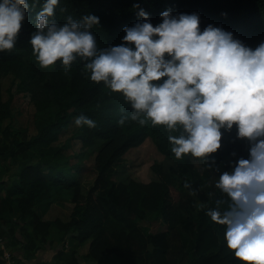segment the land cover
Wrapping results in <instances>:
<instances>
[{
	"label": "trees",
	"instance_id": "obj_1",
	"mask_svg": "<svg viewBox=\"0 0 264 264\" xmlns=\"http://www.w3.org/2000/svg\"><path fill=\"white\" fill-rule=\"evenodd\" d=\"M42 3L30 0L16 47L0 51V256L26 264L49 248L50 264H248L206 209L223 196L215 179L250 155L249 139L237 137L235 126L222 130L206 168L190 153L175 156L164 125L119 124L131 109L120 93L91 80L83 61L65 69L36 60L29 37ZM137 3L154 25L171 8L198 12L201 28L221 25L252 47L264 40V0H60L55 16L63 22L68 15H98L92 31L104 48L127 43L124 26L142 19ZM81 113L96 126L76 125ZM147 139L163 155L151 166L157 179L118 181L124 155ZM60 195L70 196V213L46 219ZM147 214L161 219V230L140 224Z\"/></svg>",
	"mask_w": 264,
	"mask_h": 264
},
{
	"label": "clouds",
	"instance_id": "obj_2",
	"mask_svg": "<svg viewBox=\"0 0 264 264\" xmlns=\"http://www.w3.org/2000/svg\"><path fill=\"white\" fill-rule=\"evenodd\" d=\"M59 3L43 0L36 12L33 54L42 67L59 61L68 69L83 61L90 79L120 93L131 109L119 124L164 125L175 156L190 153L206 168L209 154L221 147L222 130L235 126L237 137L249 139L250 155L215 179L223 196L206 211L224 226L235 256L264 264V40L252 47L221 25L201 28L198 12L174 14L171 8L154 25L137 3L142 19L124 26L127 43L101 48L92 31L100 17L68 15L60 22ZM31 6L30 0H0V51L16 47ZM74 122L96 126L84 113ZM184 186L195 191L187 180Z\"/></svg>",
	"mask_w": 264,
	"mask_h": 264
},
{
	"label": "rangeland",
	"instance_id": "obj_3",
	"mask_svg": "<svg viewBox=\"0 0 264 264\" xmlns=\"http://www.w3.org/2000/svg\"><path fill=\"white\" fill-rule=\"evenodd\" d=\"M163 155L160 154L155 148L153 142L147 139L140 147L135 148L127 152L121 166L117 167L118 181L127 180L128 178H133L139 182L148 183L152 180L157 179L155 173L152 171L151 166L154 162L162 160ZM16 171L12 168L11 172ZM9 173L4 175V179H8ZM53 203L50 210L45 215L46 219H54L55 217L66 218L70 213L72 204L70 196L64 197L63 195L53 197ZM143 226H148L153 232L162 229L161 219L155 217L153 214H147L141 223ZM2 246V245H1ZM88 249V244L78 248L79 253H86ZM68 250V249H67ZM51 253V252H50ZM8 254V253H7Z\"/></svg>",
	"mask_w": 264,
	"mask_h": 264
},
{
	"label": "crops",
	"instance_id": "obj_4",
	"mask_svg": "<svg viewBox=\"0 0 264 264\" xmlns=\"http://www.w3.org/2000/svg\"><path fill=\"white\" fill-rule=\"evenodd\" d=\"M51 252V253H50ZM54 252L49 248L39 251L35 258L26 262V264H50L53 259Z\"/></svg>",
	"mask_w": 264,
	"mask_h": 264
},
{
	"label": "built area",
	"instance_id": "obj_5",
	"mask_svg": "<svg viewBox=\"0 0 264 264\" xmlns=\"http://www.w3.org/2000/svg\"><path fill=\"white\" fill-rule=\"evenodd\" d=\"M2 242V239L0 237V244ZM1 246V245H0ZM9 254L5 253L4 256H2L3 264H11V261L8 259Z\"/></svg>",
	"mask_w": 264,
	"mask_h": 264
},
{
	"label": "water",
	"instance_id": "obj_6",
	"mask_svg": "<svg viewBox=\"0 0 264 264\" xmlns=\"http://www.w3.org/2000/svg\"><path fill=\"white\" fill-rule=\"evenodd\" d=\"M0 264H3V260H2V258H1V256H0Z\"/></svg>",
	"mask_w": 264,
	"mask_h": 264
}]
</instances>
